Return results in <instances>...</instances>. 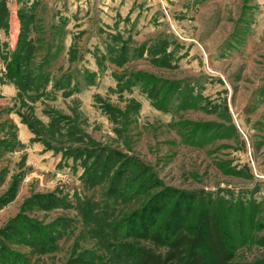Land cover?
Returning a JSON list of instances; mask_svg holds the SVG:
<instances>
[{
	"label": "rangeland",
	"instance_id": "rangeland-1",
	"mask_svg": "<svg viewBox=\"0 0 264 264\" xmlns=\"http://www.w3.org/2000/svg\"><path fill=\"white\" fill-rule=\"evenodd\" d=\"M17 1L0 264H135L144 230L204 204L234 264H264V0Z\"/></svg>",
	"mask_w": 264,
	"mask_h": 264
},
{
	"label": "trees",
	"instance_id": "trees-1",
	"mask_svg": "<svg viewBox=\"0 0 264 264\" xmlns=\"http://www.w3.org/2000/svg\"><path fill=\"white\" fill-rule=\"evenodd\" d=\"M219 211L204 204L198 209L196 226L174 221L161 231L147 228L141 235L149 246H137L135 264H234L235 253L219 221ZM67 264H104L99 256L85 252Z\"/></svg>",
	"mask_w": 264,
	"mask_h": 264
},
{
	"label": "crops",
	"instance_id": "crops-1",
	"mask_svg": "<svg viewBox=\"0 0 264 264\" xmlns=\"http://www.w3.org/2000/svg\"><path fill=\"white\" fill-rule=\"evenodd\" d=\"M7 5L9 10V22L7 26L0 28V45L13 47L20 41L18 20L19 3L17 0H0Z\"/></svg>",
	"mask_w": 264,
	"mask_h": 264
}]
</instances>
